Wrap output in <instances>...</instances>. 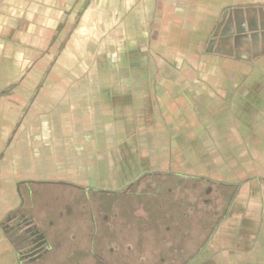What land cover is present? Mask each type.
I'll return each instance as SVG.
<instances>
[{
	"label": "crops",
	"instance_id": "1",
	"mask_svg": "<svg viewBox=\"0 0 264 264\" xmlns=\"http://www.w3.org/2000/svg\"><path fill=\"white\" fill-rule=\"evenodd\" d=\"M263 33L264 0H0V264L45 263L51 190L149 173L199 203L157 264H264Z\"/></svg>",
	"mask_w": 264,
	"mask_h": 264
},
{
	"label": "rangeland",
	"instance_id": "2",
	"mask_svg": "<svg viewBox=\"0 0 264 264\" xmlns=\"http://www.w3.org/2000/svg\"><path fill=\"white\" fill-rule=\"evenodd\" d=\"M154 181L153 183L156 184L154 188L156 187H163V181L162 180H157L153 178ZM172 180V179H171ZM169 180V181H171ZM151 182V180H149ZM143 185V186H142ZM139 188L144 190L143 192L147 194L144 197V202L145 205L143 207L138 206L135 201H131L129 204H131L134 208L130 212V206L128 204L125 206V210L122 212V209L119 210V214L121 218L119 219L118 223L115 221V226L116 229H121L122 235L125 232L126 229L133 228V224L135 221L133 220V224L129 222L130 217L133 216H138L143 212H147L149 215L154 216L158 219L159 222V229H165L166 226L169 225L167 224L166 221L168 220V216H174L176 213L175 217L179 218L181 211H179V207L181 206V203L178 202V199H175V195H170L163 190L157 188L158 190H154V193H157L156 195H152L150 192L153 190H150L151 188L149 186H145L143 183ZM57 197L55 190H51L48 193V210H49V215H48V225L46 226V230L48 231V238L51 246L53 247L50 253L47 255L45 263L44 264H96L95 263V258L91 255L88 254L87 256L85 255L84 257H79L76 254V251H82L80 248H78L77 245V239H75L74 235H77L79 238H83L85 234L88 233V229H86L88 226H91V218L88 210H83L86 207V203L81 202L80 204L82 205V208H79L78 205L76 206L73 197L71 194L75 192L77 193L74 188L70 187H62L57 189ZM177 194V193H176ZM79 195V194H78ZM61 197V199H59ZM133 200V199H132ZM92 205V203L90 202ZM175 206L177 210H172L174 212H171V209ZM75 209L74 210V215H72V212H69L68 209ZM78 209L80 212H78ZM124 209V208H123ZM136 211V212H135ZM127 212V213H126ZM191 212V226L193 229H199V221H198V213H194L193 211ZM62 215H61V214ZM79 213V214H78ZM81 213V214H80ZM105 213H109L105 212ZM139 213V214H138ZM118 214V213H117ZM128 214V215H126ZM80 215V216H79ZM123 215V216H122ZM128 216V220H125V217ZM110 220H113V216L110 215ZM116 218V217H115ZM76 220H79L76 221ZM103 220L100 218V221ZM114 221V220H113ZM53 222V223H52ZM78 222V223H77ZM127 222V223H126ZM51 223V224H50ZM124 223L126 225H124ZM76 224L80 225V228L84 229H75ZM141 224V223H140ZM123 225V227H122ZM122 227V228H120ZM51 228V229H50ZM126 228V229H125ZM130 230V229H129ZM54 231H57L59 233V236L62 237V239L57 238L54 236ZM126 233V232H125ZM61 234V235H60ZM153 237V236H152ZM169 235H167L166 231L162 232L160 234V243H153L150 242L147 244L145 242L144 247L139 246L137 240L133 238V236H130L129 241H120L118 244L115 245H103L102 248L104 249V255L105 259L109 263L113 264H157L158 258L159 260L163 257L162 255L165 253L162 251L163 248L165 247V242L162 241L164 238H168ZM148 239H151L149 236L147 237ZM60 241L63 246L58 247L57 249L54 248V244ZM164 243V244H163ZM86 243H83L84 245ZM82 247L87 248L88 245H84ZM114 248L113 250L111 249ZM154 247H157L156 250ZM158 247H160V251H158ZM162 249V250H161ZM89 251L86 250L84 253H88ZM167 258V255H165ZM72 262H71V261Z\"/></svg>",
	"mask_w": 264,
	"mask_h": 264
},
{
	"label": "trees",
	"instance_id": "3",
	"mask_svg": "<svg viewBox=\"0 0 264 264\" xmlns=\"http://www.w3.org/2000/svg\"><path fill=\"white\" fill-rule=\"evenodd\" d=\"M153 178H155L157 180L160 179V180L163 181V187L159 186L157 188H159V189L162 188L161 190H163L164 192H166V193H168L170 195H173V193H174L175 199H178V202L181 203V206L179 207V211H181L180 217L179 218H176L175 217L176 213L174 214V216H168V217H166V218H168V220L166 221V223L167 224L169 223V225L166 226L165 229H159L160 227H159L158 219L156 217H154V216L149 215L147 212H143V213H141L138 216L130 217L129 222H131L133 224V220H134L135 223L133 224V228H129L130 230L125 228L126 229L125 230L126 233L124 232L123 235H122L121 229H105L111 235L110 237L114 238L115 241L122 239L123 241L127 242V241H129L130 236L132 235L133 238L135 240H137L139 246L144 247L145 242L147 244H149L150 242H153L155 244L156 243H160L159 242L160 239H161L160 238V234L162 232H165L166 231V233H167V231L168 232L169 231L170 232L171 231L177 232L178 229H193L192 226H191V222H190L191 221V217H190L191 216L190 215L191 212L190 211H193L195 214L198 213V215H199V203H198V201L190 202V200H189L190 197H191L190 194H192V193H190L188 187L187 188L186 187H183V184L185 183L184 182L185 180L182 177L177 178V179L175 177H171L173 181H172V183H169L168 180L165 178V176H155ZM175 181H178L179 182L178 185L177 184H175V185L173 184V183H175ZM150 185L151 186L152 185L153 186H156V184L155 183H152V182H150ZM173 185H174V187H173ZM157 188L156 187L155 188H151L150 190H153V191L150 192V193L152 195H156L157 193H154V190H158ZM169 188H171V190ZM139 190H141V189L138 186H134L125 195H119V194L117 195V193H116V194H113L111 196V198L109 196L106 197V200H104V201H106V206H109V207L113 206V208H112L113 211H111L110 215H112L114 217V214L115 213L116 214L118 213L117 216H119V218L117 219V223H118L119 219L121 218L120 215L125 210V206L127 204H128V206H130L129 207L130 208V212H131V210H133L134 207L131 204H129V203L131 201H135L136 202V200L138 198L137 197H134V196H136V193L137 192L141 195V196H139V198L141 200H143V202H144V197L147 194H144V193L142 194V193H140ZM141 192H143V191H141ZM87 194L88 193H85V194L81 193L80 198H83V200H86V195ZM89 194L90 195H95L96 193L95 192H89ZM108 198H109V200H108ZM136 204H137V202H136ZM144 205H145V202H144ZM138 206L143 207L142 204L141 205L140 204H137V207ZM120 209H122L121 214H119V210ZM172 210H177V209L174 206L171 209V212H174ZM126 215H128V214H126ZM127 218H128V216L125 217V220H128ZM198 221H200L199 218H198ZM109 222H111V220H109ZM124 225H126V224L124 223ZM122 227H123V225H122ZM148 236L151 239H148L147 238ZM171 236H173V234ZM162 241L165 242V247L163 248V250L162 249L161 250L165 253V255L168 256L169 250H168V244H167L166 238H164ZM58 242H60V241H57V243ZM61 245L63 246V244H61ZM156 248L157 247H154L155 250H156ZM158 251H160V247H158ZM181 254L182 253H177L176 254L177 255L176 257L180 256ZM165 255L164 254L162 255L163 256L162 257L163 259H167L165 257ZM94 257L95 258H98V255L95 254ZM108 264H113V263H108Z\"/></svg>",
	"mask_w": 264,
	"mask_h": 264
},
{
	"label": "flooded vegetation",
	"instance_id": "4",
	"mask_svg": "<svg viewBox=\"0 0 264 264\" xmlns=\"http://www.w3.org/2000/svg\"><path fill=\"white\" fill-rule=\"evenodd\" d=\"M155 176H160V175L159 174H152V173L145 174V175L141 176L137 181L133 182L132 184L127 186L125 189H121V190H105V189H100V188H89V189H87V188H84L81 186L70 187V188H74V190L77 192L76 194H75V192L73 194H71L76 206L78 205L79 208H82V205L80 203L81 202L86 203L87 204L85 206L86 208L82 209V210L80 209V210L81 211L88 210L89 214H90V218H91V226H88V227L86 226L87 228L84 227V228L88 229V233L85 234L83 236V238H79L78 233H77V235H74L75 239H77V245L79 243H81L80 245H78V248H80V250H83V252L79 251V250L76 251L78 258L84 257L85 255L87 256L88 254H91L94 257V255L97 254L98 258L94 257L96 264H108L109 263L105 259V255H104V249L105 248H102V247H103V245H106L107 243H108V245L118 244L119 240L115 241V239L110 237L111 235L105 229H116V226L114 224H115V221H117V219L119 218V216H117V214L115 213L114 217H113V220H115V221L111 220V222H109L110 213H111V211H113L112 210L113 206H111V207L106 206V201H104V200H106L107 196H109L111 198V196L113 194H116V193H117V195L118 194L119 195H125L130 191V189L132 187H134V186L139 187L143 183L145 184V186L149 185L151 188H154L153 185L152 186L150 185L149 180H151V182L154 181L153 177H155ZM163 176H165V178L168 180L169 183H172L173 180H171L172 179L171 177H174L176 175H174V176L163 175ZM175 178L177 179V177H175ZM169 180H171V181H169ZM178 183H179L178 181H175V183H173V184L178 185ZM174 185H173V187H174ZM183 187H186V183L183 184ZM169 189L171 190V188H169ZM144 190H146V189H144ZM144 190H142V191H144ZM139 191L141 192V190H139ZM89 192H95L96 194L90 195ZM81 193H83V194L88 193L86 195V200H83V198H80ZM138 194L139 193L137 192L136 196H134V197L138 198L136 200V202H137V204H140V205L142 204L144 206L143 200H141L139 198V196H141V195L140 194L138 195ZM108 200H109V198H108ZM90 202L92 203V205L90 204ZM74 210L75 209H73V208L68 209L69 212H72V215H74ZM80 210L78 209V212H80ZM108 211H109V213H105ZM100 218L103 220L100 221ZM76 221L79 222V220H76ZM76 226L77 227H75V229H84V228H80L79 224H76ZM120 228H122V227H120ZM43 236H44V238L47 237V240H48L47 243L49 244L48 249L45 252H43L44 253L43 257L46 259L47 255L50 253V251L52 250L53 247L51 246V244L49 242L48 231H47V234L45 233ZM120 241H122V239ZM83 243H86L88 245V247L87 248L82 247V246L86 245V244L82 245ZM111 249L113 250L114 248L111 247ZM86 250H88V251L90 250V251L88 253H84V251H86Z\"/></svg>",
	"mask_w": 264,
	"mask_h": 264
},
{
	"label": "water",
	"instance_id": "5",
	"mask_svg": "<svg viewBox=\"0 0 264 264\" xmlns=\"http://www.w3.org/2000/svg\"><path fill=\"white\" fill-rule=\"evenodd\" d=\"M237 20V22H238V24L237 25H239V19L237 18L236 19ZM260 41H263V44H264V33L262 34V35H254V37H253V45H254V47L256 48V49H258V47H259V43H260ZM215 43V40H213L212 41V44H214ZM17 239H18V241H20V243L22 242V243H25L27 240L26 239H23V237L22 236H19V235H17ZM36 253H33L32 254V256L33 255H35Z\"/></svg>",
	"mask_w": 264,
	"mask_h": 264
}]
</instances>
